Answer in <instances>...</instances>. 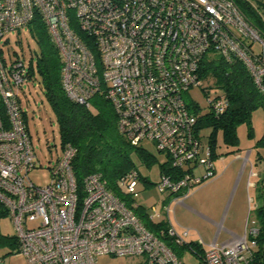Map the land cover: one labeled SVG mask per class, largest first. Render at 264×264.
<instances>
[{"label":"built area","instance_id":"obj_1","mask_svg":"<svg viewBox=\"0 0 264 264\" xmlns=\"http://www.w3.org/2000/svg\"><path fill=\"white\" fill-rule=\"evenodd\" d=\"M36 16L60 53L67 96L86 107L95 94L104 96L130 144L150 140L165 154L155 183L164 198L143 208L148 221L164 222L160 232L183 245L190 229L176 221L175 206L217 174L203 128L196 129L204 112L196 114L200 105L184 97L201 85L202 60L216 56L242 62L264 96V32L233 0H0V39ZM27 71L28 62L7 61L0 48V204L14 222L25 264H99L98 256L107 254L184 264L130 207L141 206L134 200L142 181L136 168L117 179L127 198L120 199L97 172L77 181L76 149L67 144L49 167V181L32 182L29 172L40 165L19 101ZM207 102L215 116L227 106L223 93ZM258 232L248 219L243 235L202 248L203 262L264 264ZM196 243L204 244L199 235Z\"/></svg>","mask_w":264,"mask_h":264},{"label":"rangeland","instance_id":"obj_2","mask_svg":"<svg viewBox=\"0 0 264 264\" xmlns=\"http://www.w3.org/2000/svg\"><path fill=\"white\" fill-rule=\"evenodd\" d=\"M251 1L258 7L260 14L264 17V0ZM0 48L3 50L7 61L20 59L28 62L31 55L35 60L34 51L37 50L38 46L28 33L27 28L22 27L4 34L0 39ZM23 88L24 91L19 93L21 99L25 102H23L24 108L28 112L27 126L30 140L36 155V161L40 165L29 172V177L33 183L44 185L50 179L49 167L53 165L56 156L62 152L59 131L54 114L38 83L35 81L32 84H25ZM221 94L222 89L215 85V77L208 76L201 79L200 86L190 88L184 98L187 102H197L201 106L202 112H206L208 110V97L212 98ZM94 100L90 99L89 102L92 103ZM210 131L211 128L203 130V141H206V136ZM236 134L237 145H227L223 142L221 133H217V156L213 160L217 173L216 177L203 183L191 195L196 197L202 189L208 186L217 187L223 195L222 202H224L222 208L220 205L217 221L224 214L223 226L232 232L241 234L248 214V197L249 204L253 208L248 217L249 226L251 221H256L254 207L264 203V106L254 108L251 111L250 120L241 122L236 126ZM139 147L150 154L151 160L148 162L135 152L131 155L133 166L142 177L134 200L142 206L148 207L161 197L155 183L159 179L160 165L166 160V156L158 151L150 140H143ZM247 151H250V153L248 161L245 162L247 165H245L243 164V157ZM250 169H252L250 180L255 186H250L247 190L246 184ZM202 171L203 169H198L197 173L200 174ZM144 180L148 183L145 188L142 186ZM209 204L207 203V205ZM176 207L175 216L178 218L180 226L191 229L190 234L184 238L185 241H197L198 235H200L204 241V244L200 247L205 249L206 244L212 240L217 227L212 223L204 222L202 217L191 211L184 212L181 206ZM198 209L206 214L211 212L208 211L209 207L205 205ZM176 231L180 232V229L176 228ZM14 236H16V229L12 218L9 214H0V259L7 264H25L24 257L18 253L17 244H13L12 239H10ZM230 236V233L222 230L219 233L217 242L221 243L229 239ZM180 258L184 264H205L199 255L192 253L187 248L180 254ZM97 261L99 264H142L143 256L107 254L98 256Z\"/></svg>","mask_w":264,"mask_h":264},{"label":"trees","instance_id":"obj_3","mask_svg":"<svg viewBox=\"0 0 264 264\" xmlns=\"http://www.w3.org/2000/svg\"><path fill=\"white\" fill-rule=\"evenodd\" d=\"M233 1L248 21L264 32V17L260 14L258 7L251 0ZM25 28L38 46L34 51L35 60L32 55L28 60L26 84L36 81L42 89L57 123L61 147L70 144L76 149L72 167L77 181L80 182L89 173L97 172L101 174L106 187L114 195L120 199H127L118 187L117 179L134 167L131 158L133 152L148 162L151 160L150 154L139 145L130 144L120 133L117 127L116 112L104 96L95 94L91 98L95 100L90 103L89 107L67 96L61 80L60 53L40 17H34ZM198 76L200 79L208 76L215 77L216 87L222 89L227 100V106L220 115L215 116L206 111L198 115L197 119L196 129L211 128L206 141L212 148V159L214 160L217 156V133H221L225 144L237 145L236 126L241 122H248L254 108L264 106V96L259 92L251 75L240 61L226 63L220 57L203 59L199 66ZM19 101L23 107L25 123H27V109L24 108V101L21 97ZM194 108L195 113L199 114L201 107L194 106ZM164 165H160L161 171ZM129 205L145 226L166 242L179 258L185 248L202 258L203 249L196 241H188L181 246L174 244L168 236L160 232L162 228L165 229L164 222H150L145 218L142 205L140 207ZM0 208V214H8L1 204ZM254 213L256 225L259 228L256 242L260 258L264 255V203L256 207ZM10 239L13 244H17L15 236Z\"/></svg>","mask_w":264,"mask_h":264},{"label":"crops","instance_id":"obj_4","mask_svg":"<svg viewBox=\"0 0 264 264\" xmlns=\"http://www.w3.org/2000/svg\"><path fill=\"white\" fill-rule=\"evenodd\" d=\"M245 165H247V164H245ZM251 165V164H250ZM251 171H252V169H250V174H249V176H248V178H247V184H246V189L248 190V188L250 187V186H255V184L253 183L252 184V182H251V180H250V178H251ZM144 183L142 184V186H144L143 188H145V186L148 184L147 182H145V181H143ZM250 182V183H249ZM256 185H257V183H256ZM158 191V190H157ZM260 191H261V189H260ZM159 192V191H158ZM160 193V192H159ZM161 194V197L159 198V200H162V198H164V195H163V193H160ZM247 194H248V191H247ZM190 197H192V195H190L184 202V204H178V205H176V206H181V208L183 209V211L184 212H193V213H195V214H197V215H199L200 217H202L203 219H204V222L206 221V222H209V223H212L213 225H215L216 227H217V229H216V232L214 233V235H213V237H212V240L210 241V242H212L214 239H215V242H216V244H220V243H218L217 242V240H218V236H219V233L222 231V230H225V231H227L228 233H230V238L229 239H227V240H225V241H223V242H221V243H224V242H226V241H229V240H231L233 237H236V236H241V235H243V233H244V228H245V225H244V228H243V231H242V233L241 234H237V233H235V232H232L231 230H229V229H227V228H225L224 226H223V220H224V214H222V216H221V218H220V220L219 221H217V217H218V215H219V211H220V205H221V208H222V206H223V204H224V202H222L223 201V195L218 191V189H217V187H210V186H208V187H206V188H204V189H202L200 192H199V194L196 196V197H192L190 200H188ZM251 199V198H250ZM158 200V201H159ZM200 200H203V201H200ZM247 202H248V205H249V207H248V214H247V217H246V221L248 220V217H249V215L251 214V212L250 211H252L253 210V208H251V204H249V197H248V200H247ZM207 203H210L211 205H212V209H211V205L209 204V205H207ZM262 204V203H261ZM261 204H259V205H261ZM207 206V207H209V209H208V211H211L210 213H208V214H206L205 212H203V211H201V210H199L198 208H202L203 206ZM259 205H257L256 207H258ZM175 206V209L177 208ZM256 207H254V209L256 208ZM175 209H174V213H175ZM192 215V214H191ZM175 218H176V216H175ZM178 218H176V221L178 222L179 220H177ZM246 221H245V224H246ZM179 223V222H178ZM180 225V224H179ZM182 226V225H181ZM177 228H179L180 229V227H177ZM189 228V227H188ZM190 229V228H189ZM181 230V229H180ZM190 232H191V229H190ZM198 233V232H197ZM200 236V235H199ZM201 237V236H200ZM201 239H202V237H201ZM202 241H203V239H202ZM209 242V243H210ZM203 243H204V241H203ZM208 243V244H209ZM206 244V243H205ZM206 246H207V244H206Z\"/></svg>","mask_w":264,"mask_h":264}]
</instances>
